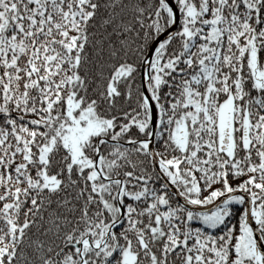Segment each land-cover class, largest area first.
Instances as JSON below:
<instances>
[{"label":"snow or ice","instance_id":"6c2138e0","mask_svg":"<svg viewBox=\"0 0 264 264\" xmlns=\"http://www.w3.org/2000/svg\"><path fill=\"white\" fill-rule=\"evenodd\" d=\"M0 264H264V0H0Z\"/></svg>","mask_w":264,"mask_h":264}]
</instances>
